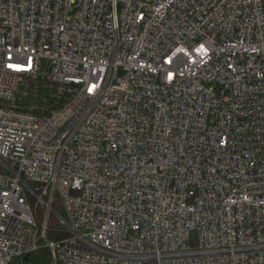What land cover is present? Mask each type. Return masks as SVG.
<instances>
[{
  "label": "built area",
  "instance_id": "obj_1",
  "mask_svg": "<svg viewBox=\"0 0 264 264\" xmlns=\"http://www.w3.org/2000/svg\"><path fill=\"white\" fill-rule=\"evenodd\" d=\"M0 162V264H264V0H0Z\"/></svg>",
  "mask_w": 264,
  "mask_h": 264
},
{
  "label": "trees",
  "instance_id": "obj_2",
  "mask_svg": "<svg viewBox=\"0 0 264 264\" xmlns=\"http://www.w3.org/2000/svg\"><path fill=\"white\" fill-rule=\"evenodd\" d=\"M32 85H33V83H32ZM40 92L41 93H48L49 89H48V87H44V85H43L40 87ZM55 221L56 220L54 219L53 222H55ZM66 234H67V232L64 229L55 230V229H52L51 226H49V228H47V236L49 238L59 239V238L66 236ZM50 260H51V251H50L49 247L41 245L36 250L28 252L22 256L16 257L15 259H13L11 264H21L22 261H26V262L33 263V264H49ZM146 264H155V262L149 261Z\"/></svg>",
  "mask_w": 264,
  "mask_h": 264
},
{
  "label": "rangeland",
  "instance_id": "obj_3",
  "mask_svg": "<svg viewBox=\"0 0 264 264\" xmlns=\"http://www.w3.org/2000/svg\"><path fill=\"white\" fill-rule=\"evenodd\" d=\"M0 164H1V162H0ZM20 263H21V262H20ZM25 264H33V263H29V262H26V261H25Z\"/></svg>",
  "mask_w": 264,
  "mask_h": 264
}]
</instances>
